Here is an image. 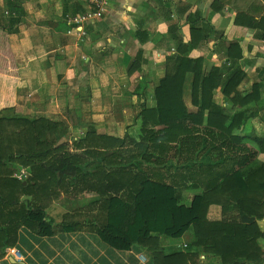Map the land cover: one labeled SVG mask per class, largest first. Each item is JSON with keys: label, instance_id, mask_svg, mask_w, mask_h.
<instances>
[{"label": "crops", "instance_id": "crops-1", "mask_svg": "<svg viewBox=\"0 0 264 264\" xmlns=\"http://www.w3.org/2000/svg\"><path fill=\"white\" fill-rule=\"evenodd\" d=\"M33 2L30 18L25 15L17 33L0 30V113L66 121L71 153L73 142L84 139L91 128L107 137L139 139L142 111L154 103L153 91L166 75L167 59L177 53L200 59L204 69H241L246 74L241 90L260 81L264 85V0H114L82 40L65 19L63 0ZM76 3L82 5L81 0ZM69 10L74 13L76 6ZM131 69L135 72L129 76ZM190 95L185 88L189 108ZM215 100L224 103L220 91ZM257 107L258 115L239 135L264 138V88ZM75 153L84 155L83 150ZM109 172L87 185L72 176L60 197L51 187L29 197L47 215L35 210L27 214L32 223L20 230L14 247L24 261L7 255L0 264H191L180 254L192 240L188 230L173 229L147 243L161 257L153 261L148 247L133 245L111 226L99 228L105 216L101 199L110 195L111 205L120 202L121 177ZM170 192L145 182L139 198L143 218H154ZM184 197L190 205L193 194ZM72 224L75 231L55 232L56 225ZM258 224L264 230V221ZM196 263L222 260L201 256Z\"/></svg>", "mask_w": 264, "mask_h": 264}, {"label": "trees", "instance_id": "trees-1", "mask_svg": "<svg viewBox=\"0 0 264 264\" xmlns=\"http://www.w3.org/2000/svg\"><path fill=\"white\" fill-rule=\"evenodd\" d=\"M72 4V15L81 12L76 0H63L65 16ZM25 15L21 0H0V30L17 33ZM165 70L154 103L142 111L140 138L107 137L91 128L73 142L84 155L68 150L65 123L0 115V260L32 223L27 214L44 213L29 198L35 192L51 187L60 197L72 176L87 185L115 170L120 202L111 205L110 195L101 199L105 216L99 228L111 226L133 245L148 247L153 261L161 257L147 243L178 229L190 231L192 240L180 254L191 264L201 256L220 257L222 264H264V230L258 224L264 221V138L237 133L258 115L262 81L241 90V69H204L200 59L182 53L168 57ZM188 75L191 108L184 98ZM218 91L226 106L216 102ZM21 167L29 173L22 181L14 177ZM145 182L172 190L149 220L139 206ZM185 193L193 194L191 206L182 203ZM75 230L74 224L55 226V232Z\"/></svg>", "mask_w": 264, "mask_h": 264}, {"label": "built area", "instance_id": "built-area-1", "mask_svg": "<svg viewBox=\"0 0 264 264\" xmlns=\"http://www.w3.org/2000/svg\"><path fill=\"white\" fill-rule=\"evenodd\" d=\"M82 10L76 15L68 14L65 16L67 22L72 25L79 37L84 39L87 36V29L90 25H93L97 21L104 18L108 13L111 4L114 0H81ZM28 176V172L25 168H21L14 177L22 181ZM187 245H185V248ZM7 255L12 256L18 263L24 261L22 253L15 248L7 249Z\"/></svg>", "mask_w": 264, "mask_h": 264}, {"label": "rangeland", "instance_id": "rangeland-1", "mask_svg": "<svg viewBox=\"0 0 264 264\" xmlns=\"http://www.w3.org/2000/svg\"><path fill=\"white\" fill-rule=\"evenodd\" d=\"M33 1H36V0H21V3H22V6H23V8H24V10L26 11V14H27V16L30 18V7H32V6H34L35 7V3L33 2ZM3 2V1H2ZM71 14V13H70ZM2 31V30H1ZM79 37V36H78ZM84 38H86V37H84ZM79 39H81V37H79ZM82 40V39H81ZM130 69V68H129ZM135 71H134V69H131V70H128V74H129V76H131L133 73H134ZM191 83H192V81H188L187 80V82H186V85H185V88H186V90L188 89V87H189V89H190V94H191ZM141 91V90H140ZM216 95V94H215ZM191 96V95H190ZM191 98V97H190ZM144 104V103H143ZM69 112V108H67V111H66V113H68ZM2 113H0V115H1ZM18 115H22V114H15L14 113V115H13V113H11L10 112V114L9 113H7V116H10V117H18ZM6 116V115H5ZM21 117V116H20ZM23 117V116H22ZM25 117V116H24ZM30 119H39V118H36V117H29ZM58 122H62V123H65V124H67L66 123V121H62V120H59ZM140 133H141V131H140ZM82 134V133H81ZM21 168H23V167H21ZM21 168H19V169H21ZM28 172V171H27ZM29 174V173H28ZM188 195V197H189V194H187ZM182 203L183 204H185V205H188L189 204V202L188 201H186L185 200V197L183 198V200H182Z\"/></svg>", "mask_w": 264, "mask_h": 264}]
</instances>
